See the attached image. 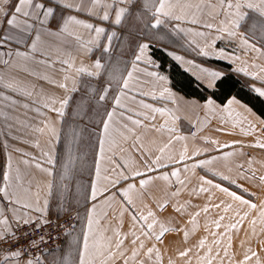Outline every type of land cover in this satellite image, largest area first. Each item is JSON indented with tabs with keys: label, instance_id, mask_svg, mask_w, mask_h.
I'll return each instance as SVG.
<instances>
[{
	"label": "crops",
	"instance_id": "0c3cea01",
	"mask_svg": "<svg viewBox=\"0 0 264 264\" xmlns=\"http://www.w3.org/2000/svg\"><path fill=\"white\" fill-rule=\"evenodd\" d=\"M16 2L17 0H0V8L10 14ZM34 2L56 7L66 0H34ZM201 2L202 0H180V3L193 5ZM204 2L215 4L217 0H204ZM187 11L189 15L186 21H169L168 27L161 26L149 31L144 27L143 19L129 20L122 25H111L110 21H102L83 11L58 8L55 13L56 22L54 23L53 18L50 17L43 29L38 23L30 20V23H34V28L28 34H20L22 36L20 43L15 40L3 41L5 34L15 30L7 25L8 17L0 13V171H6L7 158L11 155L14 166H19L21 170L23 186H30L33 192L39 187L41 202L46 186L51 181L53 195L48 198L46 217H60L57 211H69L78 207L76 205L68 208V206L71 207L68 200L64 201V204L61 192L64 191L65 185L60 190L64 184L61 182L62 177L65 183L68 179L75 183H86V198L80 208L82 210L81 224L78 232L74 233L76 227L66 237V242L73 239L76 241L74 264H78L77 253L83 246V233L87 231V216L94 205L96 207L93 215L94 237L104 242L111 238L114 252L117 251L115 248L117 232L120 234L119 239L124 241L120 249L124 252V257L117 253L116 257L107 264H124L125 258H128V264H138L140 260H143L144 264H169V261H166L167 250H181V242L188 243L186 249H191L190 242H195L192 240V234L195 237L198 235L196 238L198 243L203 235H207L206 233L211 237L216 233V230L212 229L213 219H220V217L239 220L235 219L234 229L224 227L221 233L227 236L235 234L238 248H240L237 245L238 242L240 245L252 242L246 248L255 251L260 260L264 262V217L260 216V212L264 211V180L261 179L264 177V149L255 146L257 142L264 143V123H261L264 117L234 94H230L221 102L211 95L199 99L184 94L174 87L168 73V66H163V68L160 60L153 54L154 49L158 50L160 55L165 56L190 76L197 87L214 92L218 90V82L231 78L230 80L239 82L238 87L248 90L264 102V97H260L253 91V88L264 86V81L259 78L264 77V72L260 70L264 68V54H262L264 53V40L261 39L257 28L254 36L251 32L249 33V38L250 43L255 44L261 52L246 49L240 44L239 37L229 38L225 33L216 31L220 17L214 19L208 15L210 9L204 8L196 14L199 21L197 24L188 22L195 9ZM67 15H75L85 22L103 26L106 28V33L116 31L117 37L113 39L110 51L105 53L101 47L87 45L92 48V51L88 52L81 47V43H86L91 38L88 30L83 28L78 29L81 42H77L67 33L60 32L57 24L62 23L61 17ZM20 18L23 19V17ZM250 19H256L254 12L250 11ZM206 23H211L214 27L208 29L204 26ZM177 25L180 28L191 29V31H170L173 26ZM38 30L40 40L37 42V49L33 51L31 44ZM240 31H244V28ZM196 32H205L206 36H196L194 34ZM217 35L222 38L216 40L211 48H206L210 55H201L199 49L210 44ZM143 42L150 43L147 56L153 61L152 64L145 63L143 59L135 61V56L138 54L137 45ZM100 43L107 44L104 36L101 37ZM220 49L225 50L227 59L218 55ZM10 50L13 53L27 52L28 58H17L15 55L9 57L6 53ZM174 56L182 57V60L178 61L174 59ZM96 59H100L105 65L99 77H87L75 72V68L81 65L90 68ZM5 60L9 63L5 64ZM62 61H69L73 67L69 68ZM188 61L192 63L189 64ZM134 62L135 70H133ZM197 65L199 67H196ZM254 65L259 67H254ZM201 68L219 71L222 76L213 87H209L207 79L200 71ZM237 68H245L249 73H256L257 77L238 72ZM128 72H132V79L129 81L128 89L124 90L125 96L122 97L124 107L116 108L117 114L110 129V138L115 143L111 145L106 143L105 155L101 158L99 152L101 120L105 118V112L111 111L115 106L113 98L119 94ZM148 72H157L166 76L167 80L166 82L158 81L155 77L147 75ZM65 75H68L70 79L65 81ZM73 80L78 89L75 92L59 86L67 84L70 90L73 87ZM105 87L109 88V94L104 101H99L98 96ZM164 87L170 89L175 103L168 98L167 93L163 97L160 95ZM68 96L71 99L64 108V115L58 116L57 112L52 111L51 108L58 109L59 101ZM233 98L239 103L231 106V116H229L224 109L228 100ZM209 99L214 102L212 105L214 111L205 107ZM53 100L57 101L54 105ZM141 102L151 105L152 108L166 109V112L164 114L152 112L151 109L144 108ZM45 104L49 107H45ZM121 112L124 113L123 117L120 116ZM129 115L133 119L141 120V125H133L127 120ZM124 124L134 131H127L123 127ZM249 124L254 126V130L249 129ZM45 125H54L58 138L53 139ZM161 125L175 127L176 131L174 133L166 130L157 131L156 129ZM41 128L44 129L43 132L36 131ZM241 128L244 129L243 132ZM92 130L96 133L93 157L88 167V176L85 178L86 176L80 172L83 168L82 157L86 152L83 137L85 133ZM175 136H182L186 139H173L169 144L170 137ZM136 137L140 139L137 140ZM212 141L217 143H212ZM165 145L168 147L161 154L159 149ZM185 146H187L188 158L181 161L180 154ZM60 147L63 153L58 160ZM50 149H54L53 155L56 160L54 166L48 165L42 154ZM197 151L200 154L194 155ZM225 153H232V155L225 160L222 158ZM158 155L162 156L161 164L164 166L151 164V161ZM213 157H220V159H215L211 164L203 167L192 168L193 164L201 160H211ZM25 159L29 160L28 165L22 163ZM97 162L101 165L102 176L110 175L116 179L117 173L122 172L129 179H120L117 185L110 186L103 195L98 194L97 199L92 200L90 182L95 180ZM37 163L43 168H50L53 174L49 176L38 169L35 166ZM146 164L150 167H146ZM113 168L116 169L115 172L112 171ZM136 170H139L142 175L135 176L133 173ZM173 171H177L179 176H172ZM213 173H218V175H213ZM164 174L169 176L167 181L160 179ZM222 176H228L230 179L223 180ZM201 178L211 180L212 185L203 183ZM142 179L150 181L143 188L140 186ZM232 180H235V183H232ZM128 184L135 185V190L131 193L132 205L126 204L119 194V190L127 188ZM215 184L228 188L229 192H235L243 199L255 204L256 208H249L233 200L226 193L213 187ZM2 186L3 181L0 178V187ZM201 187L207 191H200ZM64 192L66 194V191ZM174 193L177 194L174 195ZM108 197H114V199H110L109 203H104ZM5 203L7 201H0V207ZM161 204H166L163 210L160 208ZM228 205H231V208L225 211ZM204 208L208 211L205 212ZM149 209L159 221L154 229L156 233H159L160 224L172 229L165 233L161 241H157L154 237L143 236L141 226L145 222L132 219L134 214L147 215ZM197 213L199 215H196ZM38 215H34V221L39 220ZM151 222L152 218H149L147 223ZM144 230L147 231L146 228ZM132 232L140 236V241H143L145 245L144 249L140 250L137 261L130 259L132 249L137 248L140 243V241H137L136 245L132 243L135 239ZM185 232L188 234L186 238ZM204 240H206L205 237ZM149 247L159 249L162 261H156L155 252L151 260L147 258L146 251ZM207 247H212L211 242L208 246L205 244L203 248ZM198 248L202 249L200 246ZM225 248H229V242L226 243ZM193 249H196V246ZM68 251L69 249L66 250ZM58 254H60L59 250L43 257L47 264H54L56 259V264H62L61 260L58 263ZM177 255L178 253L169 258L172 264H182L179 261L180 258H174ZM102 260L103 257H98L96 264H101ZM255 261L256 257H253L252 264H255Z\"/></svg>",
	"mask_w": 264,
	"mask_h": 264
},
{
	"label": "snow or ice",
	"instance_id": "6c2138e0",
	"mask_svg": "<svg viewBox=\"0 0 264 264\" xmlns=\"http://www.w3.org/2000/svg\"><path fill=\"white\" fill-rule=\"evenodd\" d=\"M58 8H63L67 10H75L77 12H86L90 16H96L102 21H110L111 25H122L123 23L129 20H144V27L149 31L152 29H158L161 26L168 27L169 21L176 22H184L187 20L189 12L187 10L195 9V12L191 13L190 23L197 24L199 21L197 19V13L203 11L204 8L210 9L208 15L212 16L214 19L220 17L219 19V27L216 28V31L219 33H225L229 38L239 37L240 44L246 48L251 49L256 52H261V49L256 48L255 44L250 43L249 33L255 35V32L258 28L260 37L264 40V0H217V3L204 2L202 0L199 4H189V3H180V0H66L56 7L47 6L42 2H34V0H17L12 12L9 14L5 12L3 8H0V13H3L6 17V23L10 27V29H14L15 31H11L3 37L4 42H11L15 40L17 43L22 42V36L20 34H28L33 28L34 23H30L32 20L35 23H38L40 27L43 29V26L48 22L49 18H53V22L55 23V13ZM250 11L256 14V19H250ZM20 17H23L21 19ZM62 23L57 24V27L60 32L67 33L68 36L74 37L77 42H81V36L78 32L79 28H83L88 30L90 39L86 43H81V47L85 48L86 51L91 52L92 48L87 47V45H94L96 47H101L103 52L107 53L110 51L111 43L114 38L117 37L116 31H111L110 33H106V28L103 26H96L93 23L85 22L82 19L77 18L75 15H67L61 17ZM110 25V26H111ZM208 29H212L214 27L211 23H206L204 25ZM241 28H244V31H240ZM46 30V29H44ZM170 31L176 32H188L191 29H184L177 26H173ZM51 35H55L56 33H49ZM196 36L205 37V32H196L194 33ZM131 35V33H129ZM104 36L107 40L106 45H102L100 43L101 37ZM222 37L217 35L214 40L210 44H206L205 47L199 49L201 55L208 56L210 53L206 50V48H211L216 40L221 39ZM40 40V32L39 30L36 32L35 39L31 44V48L33 51L37 49V42ZM138 54L135 56V61L144 60L145 63L152 64L153 61L147 56V52L150 48V43L143 42L138 43ZM172 55L171 53H169ZM264 54V53H262ZM9 57L15 55L17 58L27 59L28 53L23 51L12 52L11 50L6 53ZM219 56L228 58L224 49H220ZM176 60H182V57L174 56ZM5 64H8L9 61L5 60ZM62 63L67 64L69 68H72L73 65L69 61H62ZM191 64V61H188ZM196 67H199L198 65ZM254 67H259L254 65ZM105 68V65L101 62L100 59H96L91 67L79 66L75 68V72L78 75H86L87 77H99L101 74V70ZM136 64L133 63V70H135ZM261 72H264V68L260 69ZM201 73L204 74L205 78L208 81V86L213 87L215 82L218 81L222 73L219 71H211L207 68H201ZM236 71L244 72L245 75H251L253 77H257L256 73H249L245 68H237ZM147 75L155 77L158 81L166 82L167 77L160 75L157 72H148ZM262 81H264V77H259ZM65 81L69 80L70 77L65 75ZM132 79V72H128L127 79L123 80L122 88L119 91V94L114 96V107L111 111L105 112V118L101 120L102 124V132L99 136V152L101 158L105 155V145L106 143L111 145L115 143L114 140L110 138V129L112 127L114 117L116 116V108L124 107L122 104V97L125 96V89L129 87V81ZM62 88H65L68 91L75 92L77 91L76 82L73 80V87L69 90L67 84H60ZM260 97H264V86L253 88ZM168 94V98L173 100L175 103V99H173V94L170 89L164 87L161 91L160 95L163 97L165 94ZM109 94V88L105 87L102 89V93L98 96L99 101H104ZM7 99V97H5ZM70 96L64 98L59 101L60 107L57 109L52 107L51 110L57 112L58 116L64 115V108L68 105ZM15 103V101H12ZM57 101L53 100L52 104H56ZM143 104V102H141ZM239 101L236 99H230L227 102V106L224 111H227L229 116H231V106L233 104H238ZM214 104L213 100L209 99L205 105L210 111H214L212 105ZM27 107V105H24ZM45 107H49L48 104H45ZM144 108L151 109L152 112H159L164 114L166 109L163 108H152L149 104H143ZM246 111H249L246 109ZM124 113L121 112L120 116L123 117ZM147 119V117H145ZM155 119V117H152ZM127 120L131 121L133 125H141V120L133 119L131 115L127 117ZM264 123V121H261ZM235 126V125H234ZM51 133L53 139L58 138V132L54 125H45ZM124 128L129 132H133L132 128H128L127 124L123 125ZM249 129L254 130V126L249 124ZM157 131L166 130L169 133H174L176 131L175 127H167L166 125H161L156 129ZM36 131L43 132L44 129H36ZM243 132L244 129L241 128ZM247 134V133H246ZM139 140V137H136ZM173 139L176 140H184L185 137L175 136L170 137L169 144ZM212 143H217L216 141H212ZM38 146V145H37ZM261 149H264V143L257 142L255 145ZM168 145L160 148L159 151L161 154L164 153L165 148ZM227 147V145H225ZM17 151H19L17 149ZM54 149H50L49 151L43 152V156L46 158V163L48 165L54 166L56 163L55 157L53 155ZM199 151L195 152L194 155H199ZM26 155V154H25ZM232 153H225L222 157L227 160ZM185 158H188L187 146H185L184 151L180 154V160L183 161ZM34 159V158H33ZM162 156L158 155L151 161L152 165H160ZM171 159V157H169ZM215 159H220V157H213L211 160H201L197 164H193L192 168L203 167L205 165H209ZM23 164L28 165L29 160L25 159L22 161ZM41 171L47 173L51 176L52 170L50 168H43L41 164L37 163L35 165ZM146 167H150L146 164ZM107 171V170H105ZM113 172L116 171L115 168L112 169ZM135 176H140L142 173L139 170L134 171ZM172 176H179L177 171H173ZM213 175H218V173H213ZM0 178H2L3 186L0 187V201H7L2 207H0V244H7V248H0V264H47L46 259L43 257V253L41 255L29 254L27 249H35L36 251L40 250V242H43V237H40V242H37L35 239H29L26 244L21 243V240L26 233H22L21 235H17V229L24 225H31L34 222V215L39 214L37 219H42L44 223H48L46 217L48 213V205H49V197L53 195V184L51 181L48 182L46 186V192L43 197V201L41 202V194L39 187L35 192L32 191L31 187H24L22 182V174L19 166H14L13 159L11 155L7 158V167L6 171H0ZM223 180H229L230 177L222 176ZM120 179H129L128 176L124 175L122 172L117 173V178L113 179L110 175L102 176V169L99 162L95 165V180L90 182V196L92 200H96L98 194L103 195L106 191L109 190V187H114L119 183ZM167 181L169 176L164 174L160 177ZM264 180V177H261ZM202 182L208 185H212L211 180H203ZM103 181V183H102ZM149 180H141L140 186L143 188L147 185ZM235 183V180L231 181ZM183 183V181H180ZM67 188V185H65ZM213 187L219 189L221 192L226 193L233 200L239 201L241 204L247 205L249 208H256V205L250 203L248 200L243 199L241 196L237 195L235 192H229L228 188H222L219 184L213 185ZM135 190L134 184H128L127 188L119 190V194L124 200V202L128 205L133 204V199L131 193ZM200 191H207V189L201 187ZM177 193H174V195ZM110 199H114V197H108L105 199L104 203H109ZM166 204H161L160 208H163ZM218 207V205H217ZM231 208V205H228L224 210L228 211ZM205 212L208 211L207 208L203 209ZM179 211V209H177ZM96 212L95 205L93 206L91 212L87 216V231L83 233V246L77 253L78 264H96V260L98 257H103L101 264H107L108 261L113 260L117 253L121 257H124V252L120 251L122 245L124 243L123 239H119L120 234L117 232L116 236L118 237L115 242L116 252L112 251V242L111 238H108L107 242H104L102 239H96L94 237L93 232V224L94 219L93 215ZM10 213V215H9ZM123 215V213H121ZM196 215H199L197 213ZM260 216L264 217V211L260 212ZM149 218H152L151 223H147ZM134 221H143L145 222L141 226V234L145 237H154L157 241H161L162 237L168 231L172 230L166 227L163 224H160L159 233L154 231L156 224L159 223L155 219V214L150 209L147 211V215L143 213L134 214L132 216ZM224 217H220V220H223ZM243 219V217H241ZM195 224V220H193ZM254 223V221H253ZM215 225L219 228L220 221H215ZM230 228H235L236 224L229 225ZM147 229L145 231L144 229ZM135 239H133L132 243L134 245L137 244V241H140V236L136 235L135 232L131 233ZM185 238L187 237V232H185ZM126 238V237H125ZM215 243L219 245L220 240H216ZM199 246L203 248L205 246V240H200ZM145 245L143 241H140L137 248H133L131 252L130 259L133 261H137V257L140 255V250L144 249ZM191 249H186L179 252V256L181 258L187 257ZM212 249H208L209 256L202 257L201 259L206 260L207 264H212V259H210ZM155 252L156 261H162V256L159 252V249L155 247H149L146 251V256L149 260L152 259L153 253ZM248 253H251L249 255ZM219 255V253H217ZM225 255H227V250L225 249ZM253 257H256L255 264H264L258 256V254L252 249H248L244 254L243 260L239 262V264H248ZM63 258V257H62ZM64 259V264H69L67 258ZM124 264H128V258L124 259ZM138 264H144L143 260L138 261ZM169 264H172V261H169ZM190 264V262H187Z\"/></svg>",
	"mask_w": 264,
	"mask_h": 264
},
{
	"label": "rangeland",
	"instance_id": "374dc122",
	"mask_svg": "<svg viewBox=\"0 0 264 264\" xmlns=\"http://www.w3.org/2000/svg\"><path fill=\"white\" fill-rule=\"evenodd\" d=\"M91 117V115H90ZM92 118V117H91ZM95 131L92 130L90 132L85 133L84 137H83V144H84V149L86 150L84 157H82L83 160V165H82V171L80 170L81 174H84L87 178L88 173H89V164L90 161L92 160V155H93V146H94V141H95ZM67 176V174H66ZM62 186L60 188L63 189L64 185H67V188L65 187L64 191H66V194L64 191L61 192V197L63 199V202L68 200L69 204L71 207L68 206V208H72L75 207L76 205L78 207H76L77 209H71L69 211H57V215L63 216L66 213L69 212H76L77 213V223L75 226V232H78L77 230L79 229V226L81 224V220H82V210H80V208L82 207L81 205L84 203V200L86 198V190H87V186L86 183H75L74 181L68 179V181L65 183L63 182V177H62ZM65 204V202H64ZM237 218H234V220H228V219H213L214 224L212 225V229L216 230V233H214L211 237L208 235V233H206L207 235H203L202 239L204 240L205 237V244L208 246L209 243L211 242L212 244V251H211V255H210V259H212V264H239V262L241 260H243L244 258V254L247 252V246L252 243H244L242 245L238 244L240 246V248H238L236 246V242H237V236L235 234L233 235H225L221 233V229H223L224 227H228L229 225L235 224ZM220 221V227L217 228L215 225V221ZM237 221H239L237 219ZM243 224V223H242ZM208 226V225H207ZM210 228V226H208ZM208 227H206V229H208ZM230 228V227H229ZM232 229V228H231ZM198 235L192 234V240L195 242H190V244L192 245L191 251L189 252V255L187 257L181 258L179 256V252L186 250V247L188 246V243H183L181 242V250L178 251H170L167 250L166 251V261H171L169 258L172 257V255L178 253L177 256H175L174 258H180L179 261H181L182 264H187V262H190V264H207L206 260L201 259L202 257L205 256H209L208 253V247L205 248H198L199 247V243L198 240L196 239ZM228 237V239H227ZM195 239V240H194ZM74 240V239H73ZM73 240H69L67 241V238H65V241L62 244V248L60 247L58 250L60 252L59 257H58V263L61 260L62 264H64V259L63 258H67V260L69 261V264H74V258H75V254H76V241ZM216 240H220L219 245H217L215 243ZM66 242V243H65ZM200 242V241H199ZM229 242V248H225L226 243ZM65 245V246H64ZM196 246V249H193V247ZM243 247H245V249H243ZM69 249L68 252H66V250ZM225 249L227 250V255H225ZM57 250V251H58ZM217 253H219V255H217ZM249 255H251V253H248ZM63 257V258H62ZM57 260V259H56ZM56 260L54 261V264H56ZM253 258L248 261V264H252Z\"/></svg>",
	"mask_w": 264,
	"mask_h": 264
},
{
	"label": "trees",
	"instance_id": "16d2710c",
	"mask_svg": "<svg viewBox=\"0 0 264 264\" xmlns=\"http://www.w3.org/2000/svg\"><path fill=\"white\" fill-rule=\"evenodd\" d=\"M153 54L160 60L162 67L168 66V73L172 79L174 87L182 91L184 94L188 96H194L199 99H204L206 96L211 95L220 102L230 94H234L249 104L256 112L264 117V102L261 101L257 96L251 94L248 90L238 87L237 84L239 82L237 80V82L230 80V77V79H222L220 82H218V90L211 92L205 88L197 87L190 76L183 72L175 63L168 60L165 56L160 55L161 53L158 50L154 49ZM216 63L222 65L220 62ZM62 153L63 150L60 147L58 150V160L60 159V155L62 156ZM55 251H52L46 255H49Z\"/></svg>",
	"mask_w": 264,
	"mask_h": 264
},
{
	"label": "built area",
	"instance_id": "2783aa9c",
	"mask_svg": "<svg viewBox=\"0 0 264 264\" xmlns=\"http://www.w3.org/2000/svg\"><path fill=\"white\" fill-rule=\"evenodd\" d=\"M48 221L44 223L42 219L34 221L31 225H24L17 229V235L26 233L21 240V243L26 244L29 239H35L37 242H40V237H43V242H40V250L36 251L35 249H27L29 254L41 255L58 250L68 234L74 231V228L77 223V213L69 212L63 216H51L43 218ZM7 244H0V248H7Z\"/></svg>",
	"mask_w": 264,
	"mask_h": 264
}]
</instances>
